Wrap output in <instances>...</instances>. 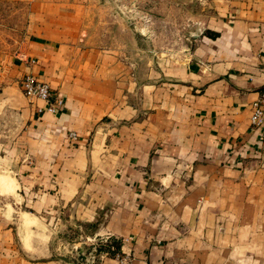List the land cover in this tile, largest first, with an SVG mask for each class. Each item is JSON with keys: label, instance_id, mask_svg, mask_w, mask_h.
Returning a JSON list of instances; mask_svg holds the SVG:
<instances>
[{"label": "crops", "instance_id": "obj_1", "mask_svg": "<svg viewBox=\"0 0 264 264\" xmlns=\"http://www.w3.org/2000/svg\"><path fill=\"white\" fill-rule=\"evenodd\" d=\"M110 1L0 0V264H264V0H201L174 56L105 30Z\"/></svg>", "mask_w": 264, "mask_h": 264}, {"label": "rangeland", "instance_id": "obj_2", "mask_svg": "<svg viewBox=\"0 0 264 264\" xmlns=\"http://www.w3.org/2000/svg\"><path fill=\"white\" fill-rule=\"evenodd\" d=\"M109 4L111 6L108 7L107 15L102 17L104 29H129L134 32L140 45L154 49L167 46L170 56L176 55L179 49L186 46L188 40L185 37L198 32L203 23L204 6L201 0H111ZM112 14L118 17L119 22L111 17ZM5 168H0V179H3L6 190L14 193V181L8 179L11 173ZM26 223L29 226L36 221L28 220ZM77 236L74 230L60 232L59 238L64 237L62 241L65 242L60 252L67 256L74 254V259H80L78 242L82 239ZM89 247H92L91 244L84 247L86 253Z\"/></svg>", "mask_w": 264, "mask_h": 264}, {"label": "built area", "instance_id": "obj_3", "mask_svg": "<svg viewBox=\"0 0 264 264\" xmlns=\"http://www.w3.org/2000/svg\"><path fill=\"white\" fill-rule=\"evenodd\" d=\"M26 61L28 65H33L36 62V59L28 58ZM21 86L26 96L41 99L46 102V106L39 109L40 112L46 111L56 113L65 106V99L53 91V88L49 83L41 81L32 73H27L23 77ZM252 106L251 129L256 131L264 127V92L253 102ZM70 135L72 138L77 137V134L74 132ZM115 258L117 264H133L134 262L133 255L129 253L117 252Z\"/></svg>", "mask_w": 264, "mask_h": 264}]
</instances>
